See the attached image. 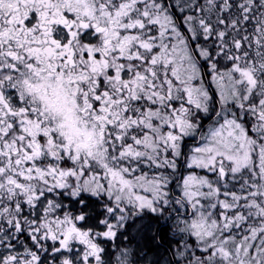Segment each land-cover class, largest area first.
Returning <instances> with one entry per match:
<instances>
[{"label": "snow or ice", "instance_id": "6c2138e0", "mask_svg": "<svg viewBox=\"0 0 264 264\" xmlns=\"http://www.w3.org/2000/svg\"><path fill=\"white\" fill-rule=\"evenodd\" d=\"M145 212L171 264H264V0H0V264H131Z\"/></svg>", "mask_w": 264, "mask_h": 264}, {"label": "trees", "instance_id": "16d2710c", "mask_svg": "<svg viewBox=\"0 0 264 264\" xmlns=\"http://www.w3.org/2000/svg\"><path fill=\"white\" fill-rule=\"evenodd\" d=\"M88 31L90 30H87L82 36L85 40L92 41L94 37L88 36ZM86 199H89L93 208L97 207L95 200L88 197ZM137 223H143L145 227L142 232L133 231L132 233L130 227ZM171 228V218H159L145 212L141 217L129 221L126 230L117 239L116 245L120 247L128 245L132 249L134 257L137 258L136 264H171L170 249L174 244ZM110 254L111 248L109 247V256Z\"/></svg>", "mask_w": 264, "mask_h": 264}, {"label": "clouds", "instance_id": "9594fccd", "mask_svg": "<svg viewBox=\"0 0 264 264\" xmlns=\"http://www.w3.org/2000/svg\"><path fill=\"white\" fill-rule=\"evenodd\" d=\"M43 92V87L40 89ZM46 103L53 108L54 111L63 116V123L65 125L66 133L70 138L79 139L81 135L84 136V143L91 138V132H84L83 127L77 129L76 117L73 112L74 105L71 98L60 88L59 84L48 86V96Z\"/></svg>", "mask_w": 264, "mask_h": 264}, {"label": "flooded vegetation", "instance_id": "af4514ba", "mask_svg": "<svg viewBox=\"0 0 264 264\" xmlns=\"http://www.w3.org/2000/svg\"><path fill=\"white\" fill-rule=\"evenodd\" d=\"M33 16H34V14H33ZM90 32L92 34L91 30H90ZM64 35H65V33H64L62 26H54V31H53V38L54 39H62Z\"/></svg>", "mask_w": 264, "mask_h": 264}, {"label": "rangeland", "instance_id": "374dc122", "mask_svg": "<svg viewBox=\"0 0 264 264\" xmlns=\"http://www.w3.org/2000/svg\"><path fill=\"white\" fill-rule=\"evenodd\" d=\"M87 34H88V36H90V37H91V35H92L90 31H88ZM92 36L94 37V35H92ZM94 39H95V37H94ZM94 39H93V40H94ZM135 226H136V225H133L132 227H130V228H132V229H131L132 233H133V229L135 228ZM135 238H136V237H135ZM136 239H137V238H136ZM124 247H128V245H126V246H124ZM110 255H111V254H110ZM136 260H137V258L134 257V254L132 253V254H131V264H136ZM161 264H162V263H161ZM164 264H165V263H164Z\"/></svg>", "mask_w": 264, "mask_h": 264}]
</instances>
